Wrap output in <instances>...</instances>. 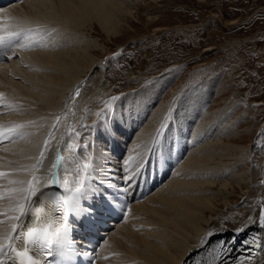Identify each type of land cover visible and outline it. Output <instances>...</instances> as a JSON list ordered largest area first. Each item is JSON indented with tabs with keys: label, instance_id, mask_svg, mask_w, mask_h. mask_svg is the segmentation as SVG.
I'll return each instance as SVG.
<instances>
[{
	"label": "bare ground",
	"instance_id": "obj_1",
	"mask_svg": "<svg viewBox=\"0 0 264 264\" xmlns=\"http://www.w3.org/2000/svg\"><path fill=\"white\" fill-rule=\"evenodd\" d=\"M125 3L126 0H23L0 9V28L9 31L31 29L39 41L31 50L15 48L7 52V60L2 57L0 61V113L9 111L8 116L0 118L3 119L0 126L7 128L23 124L25 127L19 131L26 133L23 138L2 141L6 145L0 148V172L7 173L0 177V243L8 242L5 236L11 233L13 223L17 224L18 230L21 227L25 218L11 219L20 215L13 209L24 201L28 185L34 179L40 182V186L36 195L25 203L26 212L39 192L51 187L52 184L44 181H50L53 172L59 174L60 185L67 179L68 187L74 188L70 173H73V181L77 180L76 170L86 160L92 168L86 185L93 186L90 178L110 177L116 181L125 180L124 175L135 178L144 162H157L155 169H151V164L146 168L162 175L170 162L183 155L177 161L179 165L175 167L173 177H169L171 179L147 195L145 200L135 201L130 206L124 222L109 234L96 264H197V261L208 264L213 256L207 254L218 249L221 242L218 239L201 246L204 226L218 201L213 191L216 184L209 178H217L214 172L218 171L208 163L216 161L217 151L228 149L222 136L228 133L230 124L220 126L225 119L224 111L205 122V116H200L199 112L204 96L190 97L185 112L174 111L175 117L171 114L178 99L175 98L168 104L171 110L167 108L163 112V117L167 115L163 122L150 127L151 123L144 116L149 115L151 103L139 101L140 95L133 93L123 96L126 99L116 103L113 113L106 114L108 116L100 114L96 127L84 122L85 110L106 91L103 82L107 76L101 61L94 58L97 57L94 47L84 44L89 39L87 29L93 30V26H97L107 37L117 35L121 32V19L130 12ZM9 56L12 58L8 59ZM15 58L17 60L13 61ZM15 79L20 81L15 82ZM145 97L151 100L148 94ZM132 127L137 129L131 131ZM83 130L84 138L77 145L76 140ZM212 132L216 133L209 137ZM99 137L108 141L103 150L98 147ZM209 140L211 143H207ZM45 141H48V150L43 164L34 172L33 166L45 149ZM233 148L241 150L240 147ZM154 149L159 157L156 161L152 156ZM105 150L109 155L106 159ZM122 152L125 157L121 156ZM262 154L264 156V147ZM54 164L56 168H53ZM262 169L264 187V160ZM234 178L236 184L242 182L241 176ZM217 187L220 192V188L232 189L227 182H221ZM62 191L69 196L64 187ZM129 222L131 227L127 226ZM139 227L141 232L137 231ZM251 236L263 241L264 228L257 225L244 235ZM244 237L231 235L224 239V245L233 252L234 245L242 242ZM260 252L253 251L251 258H248L249 253L241 256L243 261H233L231 255L225 259L231 264H256Z\"/></svg>",
	"mask_w": 264,
	"mask_h": 264
},
{
	"label": "rangeland",
	"instance_id": "obj_2",
	"mask_svg": "<svg viewBox=\"0 0 264 264\" xmlns=\"http://www.w3.org/2000/svg\"><path fill=\"white\" fill-rule=\"evenodd\" d=\"M125 5L130 12L121 19V32L117 35L107 37L97 26H93V30L87 29L89 43L84 44L94 47L97 54L94 58L101 61L107 76L102 81L106 91L100 99L94 100V107L90 106L84 112L87 114L85 125L96 127L100 114L113 113L116 103L133 93L140 95L139 101L151 103L149 115L144 116L151 123L150 127L161 124L167 117H163V112L170 108L171 100L178 98L173 109L170 108L171 114L177 117L175 113L185 112L190 97L204 96L200 103L204 105L199 104L200 110L197 108L195 114L199 110L200 116H205L204 121L210 122L214 115L219 116L218 113L224 111L225 119L220 126H230L228 133L222 136L228 149L217 151L216 165L208 163L218 171L214 172L216 180L209 177L216 184L213 191L218 201L204 226L201 246L218 239L225 243L224 239L231 235L244 237L259 225V214L264 206L261 179L264 160V0H126ZM17 81L20 79H15ZM146 94L151 100L145 97ZM8 115L9 111H6L0 118ZM134 128L131 131L137 129ZM84 132L78 136L77 145L83 140ZM215 133H210L209 137ZM99 140L102 149L106 141L101 142L100 137ZM155 152L154 149L152 155H156ZM182 156L174 160L171 172ZM158 158L153 157V160ZM100 174L102 171L97 173ZM170 175L172 178L173 174ZM237 175L242 178L240 184H236L234 177ZM221 182L229 183L232 189L220 188L221 192L218 191L217 185ZM127 226L131 227V223ZM137 231L141 232V227ZM261 244L255 251H261L259 255L257 253L260 259L256 264H264V239Z\"/></svg>",
	"mask_w": 264,
	"mask_h": 264
},
{
	"label": "snow or ice",
	"instance_id": "obj_3",
	"mask_svg": "<svg viewBox=\"0 0 264 264\" xmlns=\"http://www.w3.org/2000/svg\"><path fill=\"white\" fill-rule=\"evenodd\" d=\"M35 35L31 29L28 30H19V31H9L4 28H0V58H2L7 52L13 51L15 48H20L23 50H31L33 45L39 43L35 39ZM12 57L9 56L8 59ZM23 124H16L11 127H0V140H12L15 137L23 138L26 133L19 131L24 128ZM48 141H45V149L40 153V157L36 165L33 166V171H38L40 166L43 164V160L45 158V154L48 150ZM60 157L57 156V161L59 162ZM57 165H53V168H56ZM76 174L78 179L73 181L75 185L74 188H69V182L67 179L63 181L62 187L66 192H69V196L64 198V207L68 208L71 206L73 202L79 197L81 193L85 191L86 188V180L88 176L92 175V168L90 162L87 160L82 164V166L78 167L76 170ZM7 173L0 172V177L6 176ZM132 177L129 176V179ZM44 183H50L52 185L60 184V177L57 172H53L51 175L50 181H44ZM40 186V182L35 180L30 182L27 188L28 195L24 197V201L18 205V208L13 209V211H19V216L11 217V219L19 221L21 217L26 216L25 203H27L33 196L36 195V190ZM89 188V187H88ZM24 190L21 189V192ZM259 226L264 228V210H262L259 214ZM24 231L19 233V236L24 239V241L28 245L34 246L41 254L52 256L53 251L59 250L66 239L67 236V225L63 222V218L61 222L54 223L51 220H45L40 224L35 225H25ZM243 231V229H241ZM17 232V224L13 223L11 226V233ZM6 234L5 239L9 242L7 244L0 243V255H3L7 252L15 253L18 256L27 257V249L22 252H17V249L13 243L16 239V236L13 234ZM248 243H255V241H245ZM220 247L216 249L212 253H208L207 255L213 256L212 260L208 261V264H227L225 257L228 253L231 252V249L227 248L224 245V242H219ZM259 246V245H257ZM243 261V258H241ZM0 264H4L3 260H0ZM21 264H24V261H21ZM27 264H39L38 260H33L31 257H27ZM197 264H200L197 261Z\"/></svg>",
	"mask_w": 264,
	"mask_h": 264
}]
</instances>
